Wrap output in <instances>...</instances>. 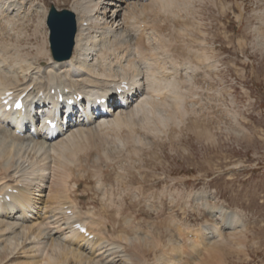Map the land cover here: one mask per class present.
I'll list each match as a JSON object with an SVG mask.
<instances>
[{"label":"rangeland","instance_id":"rangeland-1","mask_svg":"<svg viewBox=\"0 0 264 264\" xmlns=\"http://www.w3.org/2000/svg\"><path fill=\"white\" fill-rule=\"evenodd\" d=\"M15 1H25L22 17L2 15L0 24L6 25L7 38L15 41L22 37V44L26 43L24 51L35 53L34 44L43 43L44 31L47 37L45 16L38 20L41 14L37 13L31 22L26 14L28 8L37 12L35 4L32 2L28 7L29 0ZM38 1L42 4L55 1L60 7H71V2L65 0ZM71 1L72 9L75 0ZM4 6L0 1V13ZM174 9L158 22L162 26L165 20L162 28L170 47V61L197 67L194 80L186 75L182 78L185 113L179 116L180 126L172 123L169 132L158 133L153 142L147 130L138 132L147 142L143 148L127 144L125 128L92 133L90 143L111 145V153L107 156L102 148L100 153L93 149L100 160L91 161L79 155L76 162H66L71 171L61 168L65 161L62 153L50 156L55 164H48L46 187H30L33 198L30 210L34 215L30 212L24 223L34 226L50 216V206L55 202L51 187L63 173H69L70 200L78 198L82 213L91 211L89 216L103 217L107 227L117 224L125 234H136L128 226L132 224L141 228L142 237L161 235L162 246L149 253L147 264L156 263L163 252L178 256L183 264H264V0H183ZM171 100L168 112L173 109L176 113ZM151 119L152 124L161 127L154 116ZM36 160L40 163V159ZM208 207L227 210L233 217L228 213L213 218ZM229 223L234 226L236 223V230H224V238L218 244L208 240L209 249L211 244L219 248L212 255L208 249L180 237L178 229L181 226L183 230L199 231L204 226L222 227ZM6 226L4 223V229L0 228V246L5 242L2 233L6 238L20 231V226L8 230ZM170 238L179 241L176 253L169 251ZM25 240L22 238V242ZM31 246L12 248L11 258H3L0 264H36ZM99 260L104 262L106 258ZM122 261L117 258L115 264Z\"/></svg>","mask_w":264,"mask_h":264},{"label":"bare ground","instance_id":"bare-ground-1","mask_svg":"<svg viewBox=\"0 0 264 264\" xmlns=\"http://www.w3.org/2000/svg\"><path fill=\"white\" fill-rule=\"evenodd\" d=\"M0 1L6 4L2 8L4 14L0 13V21L3 20L2 15L10 18L22 17L25 1ZM182 1L119 0L109 4L103 0H75L72 10L77 15L79 28L75 52L72 58L66 61H54L50 56L48 29L47 37L41 45L34 44L35 53H32L30 50L24 51L26 43L22 44L20 40L22 37L18 40L16 38L15 41H11L10 37L7 38L6 25L0 24V93L13 91V96L26 94V99L36 106L38 112H41L46 110L44 109L46 105H50L48 102L53 98L52 89L61 90L62 92L57 93L59 96H64L63 92L68 89L69 92L78 91L89 97L99 93L101 98L114 93L118 94L121 88L130 92L124 96V100L129 96L128 101L126 100L129 106L118 105L117 109L120 111L105 117L104 122L93 114H88L86 117L73 115L58 131L49 130L47 126H44L43 130L39 129L31 134L19 136L15 133L16 128L11 129L10 122L17 121V127L23 130L33 128L23 123L20 118H14L8 113H0V228H3L4 223L8 227L6 230L20 226V231L10 237L5 238L2 233L1 237L5 239V242H2L0 246V261L3 258H11L12 254L9 253L13 251H9L12 248L18 250V248L21 249L20 246H23L22 249H24L27 245L33 244L32 259L36 264H115L117 258L123 259L121 264H147L146 257L149 253L162 246L161 235L146 234L142 237L139 234L141 228L132 224L127 225L131 226L132 231H136L135 236L129 235L130 232L125 234L123 229L117 227V224L111 223L107 227L108 223L103 217L89 216L91 211L87 214L82 213L83 208L79 206L76 194L77 200L72 201L75 216L87 224L89 230V235L81 233L76 229L74 218H70L68 211H65L66 200L70 198L71 191L68 182L69 173L62 175L59 180H54L50 192L53 193L55 202L50 206L51 210L48 212L50 216L34 226V223L26 226L24 222H27L33 204L30 187L43 186L47 178L46 166L50 156L58 152L62 153L65 159L62 165L66 168V162L71 164L76 162L79 155L83 156L84 160H100L98 157L100 148L109 156L111 145L91 144L92 133L103 134L120 129L122 131L125 128L128 133L127 144L134 143L143 148V144L147 142L144 143L146 139L139 136L138 132L147 130L153 142L159 136L158 133L161 135L168 133L172 123L180 126L182 121L179 116L185 113L183 112L185 96L182 91L181 71L184 70L193 76L197 67L192 63L186 66V63L181 65L177 60L170 61L172 59L168 52L170 47L162 35L163 24L161 26L159 23L169 12L175 10L174 8L181 6ZM47 13L48 9L45 8L43 11L45 20ZM152 19L154 22H151ZM43 24L46 26L44 21ZM154 37L156 40L152 39ZM133 93L137 95L131 100ZM171 99L175 104L176 113L172 111L173 109L168 112L167 108ZM83 102L78 104V109L71 107L69 111L73 114L81 113V107L85 104ZM52 109L56 110V106ZM152 116L164 129L150 122ZM177 120L179 123L176 122ZM44 130L46 132L41 133ZM110 142L113 143L111 140ZM120 143L123 141L121 140ZM93 149H98L99 153H93ZM31 152L33 157L30 159ZM23 154L28 155L29 159H22ZM36 159L42 160L43 163H37ZM35 175L37 177H32ZM21 184H28V188L20 187ZM10 188L16 189L17 192L10 193L8 191ZM75 193L76 191L73 194ZM7 196L9 199L6 198ZM208 212L213 218L230 213L224 209L214 208H209ZM230 215V218L233 217V214L230 213ZM225 223L228 222L225 221ZM236 228V223L235 226L229 223L222 227L208 225L207 228H199V231L196 229L188 231L183 230L181 226L178 227L182 233H186V235L181 233L184 240L194 243L199 248L208 249L210 254L212 251H218L219 248L211 244L213 246L210 245L209 249L208 240L218 244L224 238V230L234 231ZM117 233L120 234L117 235ZM190 233L191 237L188 236ZM115 235L118 239L114 238ZM215 237L218 239L216 240ZM22 238L26 240L22 242ZM47 238L49 242L43 241ZM28 240L33 241L26 244ZM170 241L169 251L176 253V249L179 250L176 243L179 241L171 238ZM121 249H123L122 254L119 253ZM171 254L163 252L157 256L154 264H183L180 259H177L178 256L176 258L174 254ZM101 257L106 258V261H100Z\"/></svg>","mask_w":264,"mask_h":264},{"label":"water","instance_id":"water-1","mask_svg":"<svg viewBox=\"0 0 264 264\" xmlns=\"http://www.w3.org/2000/svg\"><path fill=\"white\" fill-rule=\"evenodd\" d=\"M49 20L54 57L58 60L70 58L77 31L73 15L67 11L59 13L53 8Z\"/></svg>","mask_w":264,"mask_h":264},{"label":"snow or ice","instance_id":"snow-or-ice-1","mask_svg":"<svg viewBox=\"0 0 264 264\" xmlns=\"http://www.w3.org/2000/svg\"><path fill=\"white\" fill-rule=\"evenodd\" d=\"M21 106H22L21 104H17V105H16L17 108H20Z\"/></svg>","mask_w":264,"mask_h":264}]
</instances>
